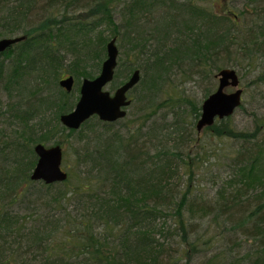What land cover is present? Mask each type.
Returning <instances> with one entry per match:
<instances>
[{"label":"trees","instance_id":"1","mask_svg":"<svg viewBox=\"0 0 264 264\" xmlns=\"http://www.w3.org/2000/svg\"><path fill=\"white\" fill-rule=\"evenodd\" d=\"M242 3L234 15L190 0H0V36H24L0 52L11 59L5 75L0 59L8 94L12 88L22 94V76L33 70L38 84H47L49 75L55 83L67 56L73 78L71 89L58 88L53 100L11 103L14 139L4 135L0 147V199L7 197L0 205V264H264V120L252 106L253 127L235 128L234 111L250 112L240 102L196 131L200 101L212 89L204 86L198 102L180 86L232 67L237 79L236 69L254 73L250 83L262 90L264 0ZM161 7L160 19L142 36L149 13ZM110 37L116 48L124 40L128 51L144 56L148 73L127 91L142 106L132 119L91 115L78 128H65L58 115L73 106L80 80L93 77L88 63L97 70ZM138 67H124L117 86ZM164 87L172 94L156 99ZM43 105L54 107L58 125L41 118L31 124ZM36 125L45 128L38 134ZM59 131L74 141L75 180L70 172L59 182L31 180L33 145ZM223 138L232 140L227 154L219 153ZM200 140L210 148L202 158ZM221 159H228L227 178L204 179ZM199 160L204 171L196 168ZM213 222L220 231L206 235ZM247 240V252H232Z\"/></svg>","mask_w":264,"mask_h":264},{"label":"rangeland","instance_id":"2","mask_svg":"<svg viewBox=\"0 0 264 264\" xmlns=\"http://www.w3.org/2000/svg\"><path fill=\"white\" fill-rule=\"evenodd\" d=\"M192 3H196L199 5H202L203 7H209L212 8V10H216L218 12H224V13H230V14H234L237 15V12L241 9L242 6V0H190ZM162 13V7L159 9H155V11H151L149 13V16L147 18V24L146 22L143 23V30H142V36H146L144 33L146 32V29H148L149 31L151 30L153 21H154V17H156L157 19H160L159 15ZM118 20L115 21V23ZM103 28V27H101ZM107 33V32H106ZM109 33V31H108ZM107 33V34H108ZM17 32L9 34V36H17ZM9 36H5V37H9ZM1 37V36H0ZM128 43L124 40H119V42L117 41V52H118V56H117V63H119V66L117 67V74L116 76H114V78H112L109 83L106 84L105 88L108 91H112L118 84V82L120 81V79L122 78V72H124V67L128 66H139L138 69V73L141 76L144 75L146 72L143 71L142 69V65L144 64V62H142L144 60V56L142 54H138L136 51H128ZM105 57V55L102 57V59ZM71 56H67L64 60V66H62V68H58L57 70V74H56V80L54 83V79L53 77H51L49 75V77H47L48 79V83L47 84H38L37 78L35 77V75L38 73V71L33 70L32 72L28 73L27 75H23L22 76V80L24 81V87L22 94L21 93H17L18 91H16L15 89H10V94L11 96L8 94L9 91L6 90L5 88V77H0V147L3 144V140L4 139V135H7V140L10 139H14V133H13V123H10V121L12 120V115L10 114L11 112V103H19V104H27L26 101L32 102L33 100H36L35 98L37 97H44L48 98V99H55V96L57 95V90L58 88H61L58 86L57 81L60 78H64L65 75H67V67L65 66L67 61L70 60ZM0 59H2L3 63H4V69H3V75L8 73L9 70V64L11 62L10 57H6V56H0ZM245 63V61L241 63V66ZM89 65L87 66V69H92L93 71V76H95V74L97 73L99 66L97 68V70H95V67H92L90 63H88ZM209 72L210 71H214V69L211 68V66L206 67ZM238 70V87L242 90L241 91V102L244 104L245 108H247V111H250L252 109V106H255V110L257 113V116H259L258 118H262L264 120V86L262 87L263 90V94L262 97L259 94L261 91H259V88H256L255 85H253L252 83H250V81L252 80V77L254 75V73L250 72V73H245L243 68H239L236 69ZM148 73V72H147ZM212 73V72H211ZM198 75H196V77L194 76V80H185L183 85H180L182 87L183 90H185V92L191 97L193 98L195 101H198L201 99V95H202V88L204 86L210 87V89H214L216 84H217V80L215 77H211L209 79H207V82L205 80L203 81H199ZM177 78L181 77L180 74H178L176 76ZM179 80V79H178ZM175 83H179L176 80H174ZM38 84V87L36 88V90H34V86H36ZM115 86V87H114ZM179 87V86H178ZM31 90L32 93H30V95L28 94V92ZM164 93L163 91L158 93L159 95L156 96V99H160V98H164V96L168 93L172 94V91L166 90V87H164ZM211 90V91H212ZM231 90V87H225L224 91L229 92ZM143 92V91H142ZM32 94V95H31ZM75 94H77V91L75 92ZM144 95V92L142 93ZM128 97L131 99L130 104L127 105L126 112H125V117L128 119H132V117L134 116V114L137 113L138 109L142 106L141 104H137L135 102V97L136 95H134V92L131 90V92H127ZM143 101V100H142ZM20 105V106H21ZM136 105L137 108H136ZM51 106V105H50ZM48 106L47 108L45 107V105H43L41 108H39L38 110V115H36L33 119H31V124L35 123V120L40 119L42 124H45L46 122H48V124L50 126H56L58 125L57 120H55V114H54V107H50ZM136 108V109H135ZM251 112H249V114L242 112V110H235L234 113L232 114V119H233V125L235 126V128H237L238 130H242V129H250L253 127L254 124V120L253 117L251 116ZM252 117V118H251ZM59 121V120H58ZM122 122V121H121ZM121 122L118 121L116 124H114L115 127H118L119 125H121ZM60 123V122H59ZM39 126V125H38ZM37 125L36 127V132L39 134L40 131L44 130V126L41 130L40 127H38ZM6 137V136H5ZM54 138L52 137L49 139V141H47L44 145H51L53 143L52 140H57L58 138L61 140L62 144L60 145L61 147V153H62V157H61V161H60V167L63 171L65 172H70L71 173V180H75L76 177H74L73 171L75 169V163H74V156L71 152L72 150V146H73V142L72 141V137H68V139L63 140L65 137L64 135H62V133L56 132L54 134ZM223 149L221 151H219V153H226L227 154V150H229L230 145L232 143V140H229L228 138H223ZM200 142L202 143V145L204 146L205 152H200L199 148L197 146V144L195 142H192L190 148L193 152V154H196V152H198V156H203L204 154L209 155V149L208 148V144L207 141L205 140H200ZM0 157H2V155L0 154ZM222 157V156H221ZM202 158V157H201ZM227 158H229L227 156ZM201 160V159H200ZM200 160L198 162V164L196 165V168H199L201 171H204V168L202 165H200ZM212 160V159H210ZM228 159H221L220 161H218V163H212V165L209 167V170L207 171V173H205V175L203 176L204 179L207 178L212 174L213 178H215L217 180V182L219 181V179L222 178H227V169L224 166V161L226 162ZM221 161L222 164H221ZM221 164V166H219ZM200 165V166H199ZM223 168V169H222ZM204 183L209 186L208 182L206 183L204 181ZM203 184V185H205ZM216 186V185H214ZM7 193V192H6ZM3 197V196H2ZM7 197L4 196L3 199H0V205L4 204L6 201ZM209 216L204 217V220L202 221V225H206L207 223L209 224V222L207 220H209ZM168 224V223H166ZM159 226V225H158ZM157 226V228H158ZM220 224H216L215 222H213L212 224H210L208 226V233L206 235H212L214 234L216 231H220ZM156 233V232H155ZM219 242V241H217ZM251 246V243L247 240L246 242H242V244L236 248H234L232 250V252H235V254L237 255H241L242 253L247 252V249H249V247ZM187 256L184 257V260L186 259ZM183 261V258H182ZM181 261V262H182Z\"/></svg>","mask_w":264,"mask_h":264},{"label":"water","instance_id":"3","mask_svg":"<svg viewBox=\"0 0 264 264\" xmlns=\"http://www.w3.org/2000/svg\"><path fill=\"white\" fill-rule=\"evenodd\" d=\"M23 35L1 36L0 52L9 47L10 44L23 39ZM115 38L110 37L104 48L105 57L100 61V66L93 77L82 78L78 84L77 99L66 113H60L58 120L65 128L76 129L89 116L111 122L121 119L125 115L126 106L129 103L127 91L137 82L139 73L133 69L130 75L120 82L112 91L105 86L113 77L116 66L117 48ZM217 84L215 88L200 101L199 116L194 125L198 131L204 126H209L215 119L229 116L240 104L241 89L238 87L239 80L232 67H222L215 73ZM73 78L65 75L57 81L59 87L69 91ZM225 87H231L229 92ZM36 159L28 176L31 180H40L45 184L59 182L67 176L60 167L62 157L61 147L57 144L44 145L35 142L32 147Z\"/></svg>","mask_w":264,"mask_h":264},{"label":"flooded vegetation","instance_id":"4","mask_svg":"<svg viewBox=\"0 0 264 264\" xmlns=\"http://www.w3.org/2000/svg\"><path fill=\"white\" fill-rule=\"evenodd\" d=\"M36 157V156H35Z\"/></svg>","mask_w":264,"mask_h":264}]
</instances>
